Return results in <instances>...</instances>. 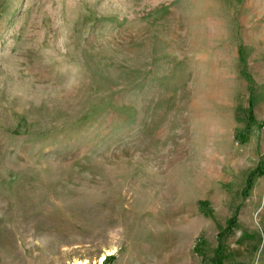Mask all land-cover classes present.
<instances>
[{
    "label": "rangeland",
    "instance_id": "1",
    "mask_svg": "<svg viewBox=\"0 0 264 264\" xmlns=\"http://www.w3.org/2000/svg\"><path fill=\"white\" fill-rule=\"evenodd\" d=\"M258 167L264 0H0V264H264Z\"/></svg>",
    "mask_w": 264,
    "mask_h": 264
},
{
    "label": "trees",
    "instance_id": "2",
    "mask_svg": "<svg viewBox=\"0 0 264 264\" xmlns=\"http://www.w3.org/2000/svg\"><path fill=\"white\" fill-rule=\"evenodd\" d=\"M264 174V169H262L261 167L256 168L254 171H252L248 178H247V182H246V191L248 192V190L251 188L253 180L256 176H262ZM205 206V203H201L200 204V208L201 210H203ZM222 234V233H221ZM219 235V241L222 237V235ZM196 249V246H195ZM197 250V249H196ZM225 252V248L223 245L219 244V246L217 247V249L215 250V255H214V259L213 262L214 264H222V259H223V254Z\"/></svg>",
    "mask_w": 264,
    "mask_h": 264
},
{
    "label": "bare ground",
    "instance_id": "3",
    "mask_svg": "<svg viewBox=\"0 0 264 264\" xmlns=\"http://www.w3.org/2000/svg\"><path fill=\"white\" fill-rule=\"evenodd\" d=\"M187 14H189V13H187ZM202 33V32H201ZM182 221V219H180V221L179 222H177L178 224L180 223ZM177 224V225H178ZM110 253H113L112 251L111 252H109V254ZM103 258V257H102ZM104 261V258L103 259H101V261H100V263H102ZM74 264H81L80 262H76V263H74Z\"/></svg>",
    "mask_w": 264,
    "mask_h": 264
}]
</instances>
